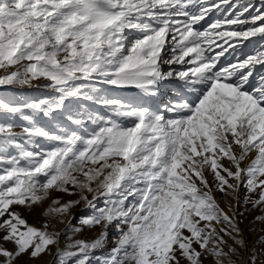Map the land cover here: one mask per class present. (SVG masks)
I'll return each instance as SVG.
<instances>
[{"label": "snow or ice", "instance_id": "6c2138e0", "mask_svg": "<svg viewBox=\"0 0 264 264\" xmlns=\"http://www.w3.org/2000/svg\"><path fill=\"white\" fill-rule=\"evenodd\" d=\"M235 4L241 10L234 16L229 12L197 30L194 26L213 8L232 6V0H0V69L5 70L0 86L31 87L43 78L54 92L26 103L0 98V113L28 122L20 132L10 120L0 123V165H6L0 168V230L2 239L15 245L14 250L0 245V264H15L23 254L39 257L58 244L61 233L49 231L47 222L39 228L30 225L11 206L38 204L52 189L73 194L69 186L96 209L81 217L80 225H103L104 230L92 241L77 239L58 249L59 264H90L92 250L104 244L113 223L120 235L101 264H180L181 257L203 264L205 253L215 264H237L233 255L238 249L221 233L246 248L242 230L220 207L204 175L207 166L220 191L243 186L251 194L259 189L258 198L246 196L244 203L264 204V72L256 71L257 65L264 68V43L254 54L217 69L228 48L250 38L264 41V0L259 7L254 0ZM133 30L140 35L129 42L126 32ZM166 46L171 48L168 59L162 55ZM216 48L220 51L212 55ZM163 64L183 70L164 72ZM172 77L195 99L176 96L163 111H152L98 94V85L153 94ZM69 98L95 101L110 115L84 109L67 116L80 124L78 117L88 115L102 125L88 138L67 130L49 132L35 124L33 115H24L66 110ZM120 118H130L132 126H122ZM36 137L62 147L33 152L21 143ZM9 146L16 155L6 154ZM252 152L254 158L241 167ZM221 158L232 167L221 164ZM40 175L46 178L43 183ZM85 191L93 193L91 200ZM101 198L104 206L97 209ZM79 202L61 204L57 198L46 215H63ZM213 222L224 227L218 231ZM71 230L79 233L83 227ZM259 254L253 250L247 264H258Z\"/></svg>", "mask_w": 264, "mask_h": 264}, {"label": "rangeland", "instance_id": "374dc122", "mask_svg": "<svg viewBox=\"0 0 264 264\" xmlns=\"http://www.w3.org/2000/svg\"><path fill=\"white\" fill-rule=\"evenodd\" d=\"M255 6L259 7L260 3H255ZM217 10L220 11V8H218ZM240 10L241 9L236 4L233 5L231 8V12L233 15H235V13ZM245 16H247V14H245ZM126 35L128 36L129 42H131L135 38H138L140 33L133 30L126 32ZM259 44H261V42L255 39L249 44L245 43L243 47L246 51L249 52V54H254V49L257 48ZM164 53L165 52L163 51L162 55ZM12 70H15V68L9 69V71ZM169 70L170 68L169 69L162 68V71L164 72H167ZM4 71H5L4 69H0V75H3ZM256 71L264 72V68H261L260 66L257 65ZM169 79L172 80L169 83L178 84L177 86L182 87V85H180L181 81L179 79L175 77ZM251 82L254 83V78H252ZM48 83L49 81L42 78L33 81V85L31 87L28 86L21 87L19 85L0 86V98L18 103H26V102H30L32 99L48 97L54 94L51 88L46 87ZM98 88H99L98 94L101 96L120 99L126 104L132 102L133 103L140 102L135 95L131 97L130 95L126 96V99L124 100V97H122L121 93L118 90L112 88L111 85H98ZM158 101L160 102L162 101V99H159ZM65 104L67 106L66 110L56 111L50 115H45L43 113L33 114L30 112V110L26 111L24 115H33V120L35 124L39 127L44 128L45 130H48L49 132H60L62 130H67L68 132H76L78 135L84 138H88L92 133L98 131L99 127L102 125L98 124L93 119H89L88 115H83L78 117L79 119H81L82 123L75 124L67 119L68 115L83 111L84 109H86V112L91 115H95V114H99L101 116L110 115L108 109L96 103L95 101L69 98L68 100L65 101ZM163 105L164 104H160L159 107H163ZM113 118L115 119V117ZM171 118H173V114ZM9 120L11 123L14 124V130L16 132H20L22 131L23 127L28 126V122L24 121L20 115H16L14 117L9 118L6 115L0 113V123ZM128 122L129 123H126L127 125L124 124L122 126L125 127L132 126V122L130 121ZM21 143L24 144V147L27 150L33 152L48 151L56 147H62V145L59 144V142L52 141L43 137L33 138L31 142L22 139ZM78 147H82V146L78 145ZM234 151L237 154H239L240 152L239 146L234 145ZM6 154L9 156L16 155L17 149L14 146H9L6 150ZM255 155H256L255 152L250 153L249 156L242 162L241 167H246L250 163V161L254 158ZM219 162L223 164L225 167H232L231 162L227 158H221ZM21 164L26 165V161H21ZM5 166L6 165H0V168ZM234 170L235 169L233 167V171ZM222 174L226 175V173H222ZM204 175L208 179L209 183L212 185L213 195L217 200V202L219 203L220 207L224 209V211L227 212L229 216H233L237 220L239 227L242 230L243 238L246 241L247 247L241 248L239 245H236L235 241H233L229 236L225 235L224 233H221V235L224 236V239L228 242L229 245L234 246L238 249V254L233 255V259L237 261V264H247L250 253L253 250H256L257 253H260L258 259V264H260V261H264V253H261V250L264 249V243H261V237H264V219H257V217H264V204L253 207L251 202L247 204L244 203V198L246 196L250 195L251 199L253 200L258 198L260 190L257 189L255 193L249 194L247 188L242 186L236 191H233L232 189H227L226 191H220L213 182L214 176L212 171L207 166H205L204 168ZM45 179L46 178L43 175L39 176V180L41 181V183H43ZM228 179H229V183L232 184L237 183V181H235L232 178H228ZM197 183L199 184V181H197ZM69 187L73 194H68L65 192L52 189L50 190L48 198L38 204L32 205L30 207L19 204H13L11 206V210L19 212L23 216V218L28 221L30 225H34L39 228V227H43L44 223L47 222L49 224V229H48L49 231H55L61 233V235L59 236L58 244L50 245L49 251H45L39 257L36 258H32L30 254H23L21 257L17 259L15 264H59L58 256H57L58 249H66L70 243H72L74 240L77 239L92 241L100 236L101 232L104 230L103 225L84 227L81 226L79 223L81 217L94 215L96 209L89 207L87 205V202L81 199V193L79 189L71 188V186ZM84 195H86L88 199L91 200L93 193H89L85 191ZM57 198L60 200L61 204L75 200H79L80 202L72 206L69 209V211L64 213L63 215H56V214L46 215L47 209L52 205V201ZM56 206L58 207L59 205ZM103 206H104V200L101 198L96 203V208L98 209ZM204 223L206 222H201L202 225ZM213 224L215 225L218 231L221 227H224V225L216 224L215 222H213ZM72 226L83 227V230L79 233H73V231L71 230ZM184 231L185 234L187 235L188 234L187 231L186 230ZM4 234L5 233L2 230H0V245L8 248L9 250H14L15 245L13 243L6 242L2 239ZM119 235L120 234L118 233L115 227V223H113V225H110L107 228V236L104 244L101 247L92 250L90 264H101L102 259L111 252V249L116 247ZM194 247H196L197 250H199L198 245H194ZM225 251H228V249L225 248ZM177 255H179V253H177ZM201 259L203 261V264H215V258L206 253L202 255ZM68 264H74V260H70ZM180 264H189V262L185 258L181 257Z\"/></svg>", "mask_w": 264, "mask_h": 264}, {"label": "bare ground", "instance_id": "6f19581e", "mask_svg": "<svg viewBox=\"0 0 264 264\" xmlns=\"http://www.w3.org/2000/svg\"><path fill=\"white\" fill-rule=\"evenodd\" d=\"M180 17H174V19H179ZM179 82V81H178ZM181 83V82H180ZM176 85H178V84H176ZM121 91H122V93H123V95H128V94H137V95H141V94H143V93H145V92H143L142 90H140V89H136V88H119ZM151 95V94H150ZM176 96H178V94H176V93H173L172 94V98L174 99ZM131 97V96H130ZM185 99H188L189 101H190V99L189 98H187V97H185ZM191 102V101H190ZM133 103V102H132ZM171 118V117H170ZM125 125H127V124H125Z\"/></svg>", "mask_w": 264, "mask_h": 264}]
</instances>
